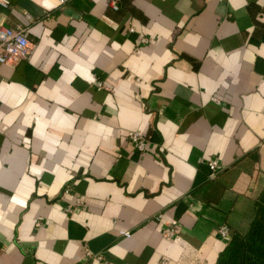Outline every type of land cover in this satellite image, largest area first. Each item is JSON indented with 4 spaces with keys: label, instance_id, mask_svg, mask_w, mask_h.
Wrapping results in <instances>:
<instances>
[{
    "label": "crops",
    "instance_id": "crops-1",
    "mask_svg": "<svg viewBox=\"0 0 264 264\" xmlns=\"http://www.w3.org/2000/svg\"><path fill=\"white\" fill-rule=\"evenodd\" d=\"M10 3L35 49L0 63V264H216L264 192V0Z\"/></svg>",
    "mask_w": 264,
    "mask_h": 264
},
{
    "label": "built area",
    "instance_id": "built-area-1",
    "mask_svg": "<svg viewBox=\"0 0 264 264\" xmlns=\"http://www.w3.org/2000/svg\"><path fill=\"white\" fill-rule=\"evenodd\" d=\"M59 4L65 5L70 0H56ZM10 0H0V8L8 9L10 7ZM114 10H119V6L116 1H113L111 4ZM26 17L31 25L34 23V19L26 14ZM134 29L131 28L130 31ZM145 42V40H144ZM35 49L34 43L30 40L29 26H16L8 27L5 24V18L0 13V63L14 66L23 61L30 60ZM99 87L102 86V83L99 82ZM216 102H219L218 99H213ZM129 140L131 144L135 147L136 150L144 152L147 150L149 142L148 140L138 131H130ZM209 168L211 170L209 179L214 180L217 175L220 173L219 163L216 160H213L209 163ZM71 187L67 186L65 193H70ZM82 205L81 200H77L75 205H69L67 207L68 213H73L75 209ZM160 217V215H159ZM158 217V218H159ZM157 218V219H158ZM177 223L173 221L166 229L164 230V238L166 240H173L177 232ZM120 234L125 238H130L131 233L121 231ZM218 234L221 237H229L230 229L227 225H223L219 230ZM87 260H102L104 258L103 253H93L91 250H86ZM87 264V261L85 263Z\"/></svg>",
    "mask_w": 264,
    "mask_h": 264
},
{
    "label": "trees",
    "instance_id": "trees-1",
    "mask_svg": "<svg viewBox=\"0 0 264 264\" xmlns=\"http://www.w3.org/2000/svg\"><path fill=\"white\" fill-rule=\"evenodd\" d=\"M208 169L210 174L209 166ZM230 238L216 264H264V192L255 202L254 213L246 230L230 234Z\"/></svg>",
    "mask_w": 264,
    "mask_h": 264
}]
</instances>
